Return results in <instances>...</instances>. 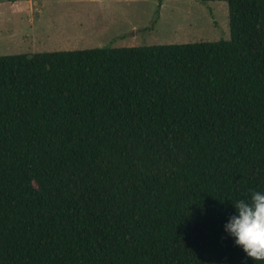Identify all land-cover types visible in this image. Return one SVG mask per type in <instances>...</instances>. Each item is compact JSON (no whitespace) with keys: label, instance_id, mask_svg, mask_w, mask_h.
<instances>
[{"label":"trees","instance_id":"obj_1","mask_svg":"<svg viewBox=\"0 0 264 264\" xmlns=\"http://www.w3.org/2000/svg\"><path fill=\"white\" fill-rule=\"evenodd\" d=\"M202 1L230 40L0 56V264H254L264 0Z\"/></svg>","mask_w":264,"mask_h":264},{"label":"rangeland","instance_id":"obj_2","mask_svg":"<svg viewBox=\"0 0 264 264\" xmlns=\"http://www.w3.org/2000/svg\"><path fill=\"white\" fill-rule=\"evenodd\" d=\"M231 38L225 1L0 0V56Z\"/></svg>","mask_w":264,"mask_h":264},{"label":"clouds","instance_id":"obj_3","mask_svg":"<svg viewBox=\"0 0 264 264\" xmlns=\"http://www.w3.org/2000/svg\"><path fill=\"white\" fill-rule=\"evenodd\" d=\"M231 204L235 211L224 224V232L254 264L264 262V192H253L250 199Z\"/></svg>","mask_w":264,"mask_h":264},{"label":"crops","instance_id":"obj_4","mask_svg":"<svg viewBox=\"0 0 264 264\" xmlns=\"http://www.w3.org/2000/svg\"><path fill=\"white\" fill-rule=\"evenodd\" d=\"M25 2V3H24ZM15 3V2H14ZM19 3V4H17ZM22 3H24L25 5H21ZM15 4L19 5V6H23V9L26 5H28L29 3L27 1H19V2H16ZM13 6V5H12ZM22 9V10H23ZM127 37V34L125 36H123L122 38H126Z\"/></svg>","mask_w":264,"mask_h":264}]
</instances>
